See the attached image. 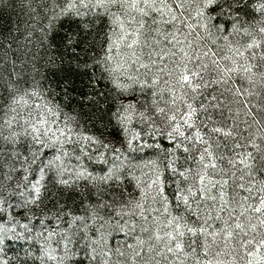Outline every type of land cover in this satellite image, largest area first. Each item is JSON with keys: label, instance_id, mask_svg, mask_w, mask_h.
Masks as SVG:
<instances>
[{"label": "snow or ice", "instance_id": "obj_1", "mask_svg": "<svg viewBox=\"0 0 264 264\" xmlns=\"http://www.w3.org/2000/svg\"><path fill=\"white\" fill-rule=\"evenodd\" d=\"M31 13L29 31L0 33V264H264V0H45ZM255 13L258 26L242 19ZM41 14V43L59 36L85 58L87 127L16 71ZM98 20L110 31L80 49L73 25ZM75 91L65 76L59 93ZM113 221L122 248L104 243Z\"/></svg>", "mask_w": 264, "mask_h": 264}, {"label": "trees", "instance_id": "obj_2", "mask_svg": "<svg viewBox=\"0 0 264 264\" xmlns=\"http://www.w3.org/2000/svg\"><path fill=\"white\" fill-rule=\"evenodd\" d=\"M45 0H33L31 7L28 3V0H0V33L3 37L11 39L14 35H20L25 31H29V22L32 21L33 16L31 13V8L40 7ZM248 3L254 2V0H246ZM246 11L251 12V8L245 9ZM47 12V10H45ZM43 15L36 19V22L33 24V29L35 30V35L33 37L32 43H27L21 37V40L18 45H16L15 55L18 57V62L16 65V71L24 75L25 79H31L33 76L36 77V80L42 83L44 86L51 85V89H56L58 95L55 99L60 101L61 104L65 105V110L69 113L75 114L82 124L85 127L88 126L87 122L89 120V106L85 104L83 107L80 105V94L86 93L88 91V84L90 83L89 77L84 71L76 72L74 70V65L79 62L83 63L84 57H80L77 60V54H74L72 51V46H65L62 44L59 36L55 40L51 39V36L48 39L43 40L41 43L42 33L39 31L41 23L45 26L47 21L43 19ZM243 20L253 23V25L258 26V21L260 19V14L255 13V19L252 16L244 17ZM53 30L61 34L68 32V25L65 24L63 29L60 28V21L53 20ZM247 26V25H246ZM16 28H19V32L14 31ZM72 31L75 32V35L72 37L74 41H79L80 49H87L89 46H95L97 49L104 40V35L106 32L110 31V26L106 20H98L95 25L90 29L80 30L75 28L73 25ZM235 39H241V37H234ZM246 38V37H245ZM26 45V46H25ZM50 57H54L56 60V65H50L47 63ZM33 65L38 69V72L33 71ZM59 66L65 71L56 70V66ZM73 68V72L69 73L67 69ZM10 70V65L5 64L3 66V71L6 74V71ZM55 70V74L53 71ZM98 74V73H97ZM65 76H68L72 86L76 89L75 93L71 96L64 98L63 93H59L60 81L64 79ZM145 153L149 154L151 157V149H145ZM92 167L99 168L98 165H92ZM99 172L97 171V175ZM132 183L130 182L126 185L128 189V194L135 195L136 190L133 188ZM85 189H81V193L86 195ZM114 195H119L109 191L106 193V197L111 200ZM127 195V194H126ZM80 197H76V205L70 206L74 211H77L78 214L83 215L85 208L88 207V201H85L84 206L77 208L79 205ZM92 227H99V221L95 222ZM105 237L104 243L109 247L119 246L123 247L126 242H132L129 237H126L123 232H121L113 221L111 224H106L103 231ZM20 250L18 246H13V251L9 252V255H20ZM115 259V257H113Z\"/></svg>", "mask_w": 264, "mask_h": 264}]
</instances>
